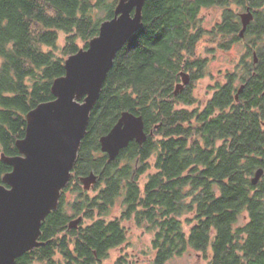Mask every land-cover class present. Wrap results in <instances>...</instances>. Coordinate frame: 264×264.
<instances>
[{
  "label": "trees",
  "instance_id": "obj_1",
  "mask_svg": "<svg viewBox=\"0 0 264 264\" xmlns=\"http://www.w3.org/2000/svg\"><path fill=\"white\" fill-rule=\"evenodd\" d=\"M246 1L146 0L144 24L117 53L58 208L43 222V244L15 264H61L57 253L67 264H92L126 240L124 221L154 230L159 264L188 248L211 251V264H264V174L252 181L264 169V14L247 27L236 71L213 85L201 106L194 91L206 70L199 46L208 42L227 51L243 41L232 6ZM118 2L0 0V184L12 170L1 155L19 154L16 141L26 134L27 114L54 99L52 84L65 74L66 59L88 48ZM211 6L223 11L206 32L199 15ZM182 73L192 79L175 93ZM126 111L143 117L147 139L131 141L109 161L100 138ZM91 173L97 175L95 194L82 182ZM67 190L77 193L70 203ZM119 197L121 215L107 218ZM81 215L91 222L70 229ZM242 215L248 219L240 225Z\"/></svg>",
  "mask_w": 264,
  "mask_h": 264
},
{
  "label": "water",
  "instance_id": "obj_2",
  "mask_svg": "<svg viewBox=\"0 0 264 264\" xmlns=\"http://www.w3.org/2000/svg\"><path fill=\"white\" fill-rule=\"evenodd\" d=\"M145 2L119 0L114 17L102 22L99 35L88 48L66 59L65 74L52 84L54 99L40 103L27 114L26 134L16 141L19 154L1 155L12 170L0 184V264H15L25 252L43 244L39 241L43 222L58 208L87 133L91 111L117 53L144 24ZM252 19V13L242 15V36ZM189 81L190 75L182 73V83L175 93ZM146 139L143 117L126 111L100 143L112 161L131 141L143 143ZM263 174L260 168L253 183L257 184ZM96 181L95 173L82 178L85 189ZM81 220L82 216L69 226L77 227Z\"/></svg>",
  "mask_w": 264,
  "mask_h": 264
},
{
  "label": "rangeland",
  "instance_id": "obj_3",
  "mask_svg": "<svg viewBox=\"0 0 264 264\" xmlns=\"http://www.w3.org/2000/svg\"><path fill=\"white\" fill-rule=\"evenodd\" d=\"M236 10V8H235ZM223 8L220 6H212L209 8H203L199 15V20L201 26L206 32L213 31L216 23L219 22L222 16ZM103 12H100L99 15L102 16ZM63 35L60 39V45H63L64 39ZM205 41L208 40L209 35L206 34ZM245 43L246 41L237 42L232 46L231 49L224 51L217 47V44H209L205 42L199 46L200 56L206 61V70L205 74L195 81V96L198 101L197 106H201V102H205L212 95L213 88L217 82H223L226 77V73L235 72L236 66L241 59L242 55L245 52ZM153 169L151 170V172ZM146 175L142 177V181H145ZM91 194H95L93 187L88 189ZM66 201L67 203L72 202L76 197L77 193L70 190L66 191ZM69 210V204L67 205ZM123 198L119 197L114 206L111 208V211L107 218L119 217L122 213ZM190 215L183 216V219L186 220ZM82 221L84 223H90L91 221L85 219L82 216ZM243 222V220L241 221ZM243 224V223H242ZM124 225L128 231L127 242L120 249H114L110 253V258L107 260L106 264H116V260L122 258V253L124 251L131 253L133 257L145 258L147 255L150 259L154 257L155 250L152 246V239L154 236V230L149 229L146 225H138L134 221H124ZM145 227L148 229H142ZM185 228L189 230V224L185 222ZM124 248V251L121 252V249ZM196 251L189 249L186 253L181 256H175L167 264H194L197 259ZM146 261L141 262L140 264H145Z\"/></svg>",
  "mask_w": 264,
  "mask_h": 264
},
{
  "label": "flooded vegetation",
  "instance_id": "obj_4",
  "mask_svg": "<svg viewBox=\"0 0 264 264\" xmlns=\"http://www.w3.org/2000/svg\"><path fill=\"white\" fill-rule=\"evenodd\" d=\"M212 7V6H211ZM232 8L233 9H235L236 8V10H235V13H236V15H237V17H236V20H238L239 22H241V28L238 30V36H240L241 37V39L243 40V41H246L248 38L246 37V32H247V28H246V30H245V33H244V35L242 36L241 35V30H242V28H243V23H242V15L243 14H245V13H252V15H253V19H252V21L255 19V17H256V15L258 14H261V15H263L264 13V4H263V6H261V7H253V6H251V3H250V1H246V3H245V5L244 6H237V5H233L232 6ZM251 21V22H252ZM250 24V23H249ZM248 24V25H249ZM248 25H247V27H248ZM230 73H234V72H230ZM191 77H190V81H191ZM190 81L187 83V84H185L183 87H182V89H184V87L186 86V85H188L189 83H190ZM182 83V82H181ZM194 91H195V86H194ZM81 216H83V215H81ZM80 217V216H79ZM247 219H248V217L246 216V215H242L241 216V219H240V221H239V224L241 225L242 223H245L246 221H247ZM243 220V222H241ZM81 222H83L82 220H81ZM80 222V223H81ZM70 227V226H69ZM77 227H80V224H79V226H77ZM77 227H70V229H74V228H77ZM142 229H148V228H145V227H141ZM149 229H151V228H149ZM127 238H128V231H127V229H126V240L123 242V243H121L120 245H117V246H115V247H113V248H111V249H109V251H108V255L106 256V257H103V258H100V259H98L96 262H94V263H92V264H106V262H107V260L110 258V253H111V251L112 250H114V249H120L122 246H124L125 244H126V242H127ZM153 239H154V236H153ZM153 239H152V246H153ZM154 249V248H153ZM189 249H192V248H188L187 249V251L189 250ZM193 250H195V249H193ZM124 251V248L123 249H121V252H123ZM186 251V252H187ZM196 252V255H197V259H196V262H194V264H211V262H212V260H213V254H212V252L211 251H208V252H202V251H198V250H195ZM185 252V253H186ZM122 258H120V259H117L116 260V264H140L141 262H144V261H146L145 262V264H159L157 261H156V259H155V255H154V257L153 258H149L147 255L145 256V258H141V257H133V255L131 254V253H128V252H126V251H124L123 253H122ZM56 259L61 263V264H67V262L65 261V259L64 258H62V256H60V254L59 253H57V256H56ZM170 261V260H169ZM169 261H167V262H165L164 264H167ZM39 264H42L41 262L39 263Z\"/></svg>",
  "mask_w": 264,
  "mask_h": 264
}]
</instances>
